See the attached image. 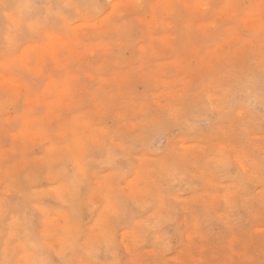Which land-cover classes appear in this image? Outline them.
Listing matches in <instances>:
<instances>
[{"label": "clouds", "instance_id": "9594fccd", "mask_svg": "<svg viewBox=\"0 0 264 264\" xmlns=\"http://www.w3.org/2000/svg\"><path fill=\"white\" fill-rule=\"evenodd\" d=\"M0 264H264V0H0Z\"/></svg>", "mask_w": 264, "mask_h": 264}]
</instances>
